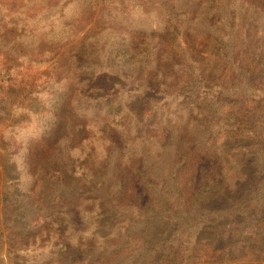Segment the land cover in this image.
Here are the masks:
<instances>
[{
    "label": "trees",
    "instance_id": "16d2710c",
    "mask_svg": "<svg viewBox=\"0 0 264 264\" xmlns=\"http://www.w3.org/2000/svg\"><path fill=\"white\" fill-rule=\"evenodd\" d=\"M107 1L0 0V264H264V11L142 0L105 7L107 23L63 67L35 53ZM8 53L32 74L18 80ZM125 83L130 98L117 94ZM67 98V130L51 141ZM206 150L221 179L186 190L193 152ZM125 165L147 189L142 204Z\"/></svg>",
    "mask_w": 264,
    "mask_h": 264
},
{
    "label": "rangeland",
    "instance_id": "374dc122",
    "mask_svg": "<svg viewBox=\"0 0 264 264\" xmlns=\"http://www.w3.org/2000/svg\"><path fill=\"white\" fill-rule=\"evenodd\" d=\"M247 2L255 4V6H258L259 10L264 11V0H245ZM139 2H143L142 0H108L105 3H98L97 6L94 7H87L83 11V14L75 27L72 29L69 35L62 36L59 40H57L54 43H41L35 48V53L37 55H55L57 59L58 65L60 67L65 66L68 61L71 59V57L76 53H81L84 50L85 46V40L88 34L92 30L98 29L103 27L107 21L102 17V10L105 7H113L121 11H128L131 9V7L134 4H137ZM157 0H150L145 7L148 9L154 8L155 5H158ZM256 16V15H255ZM254 16V18H255ZM207 34H205L206 36ZM203 37L195 36V40H201ZM15 54V53H14ZM12 54L8 53V57L6 59V63L11 69L14 65H17L19 67L17 69L18 72H14L15 74H19V79L16 76H13L12 78L16 77L18 80H20L21 76H24L25 74L30 75L31 69L33 64L25 63L21 60L18 61L17 57ZM165 57V54H164ZM10 61V62H9ZM60 71V70H59ZM80 71L76 70L75 73H73V76L71 78V82L75 83L77 80L80 79L79 76ZM90 73L88 71H83V76H89ZM90 78H86V80H89ZM85 82V79H83V83ZM80 83V80H79ZM64 85V84H63ZM126 85V91L127 92H121V90L118 88V96H122L125 98H130V95H134V92H129L127 88H129V84L125 83ZM62 87V85H60ZM134 91V90H132ZM65 103L61 107V117H60V125L58 128L54 130V132L48 137L51 141H55L57 138L62 136L67 129H65V123L68 118V114L71 112L70 107V98L65 99ZM109 135L117 141L118 144H121L123 141V138L119 132L114 126H110L107 124ZM165 137L168 136L169 130H164ZM82 135H85L84 132H81L78 134V137L80 138ZM178 149L180 152L187 151V149L182 146L178 145ZM193 160L189 167L187 168L185 175L183 176V184L185 186L186 190H196L200 185L205 183L208 179H212L214 181H219L221 179V164L218 160V157L215 152L212 151H200V152H193ZM137 169L141 168V162L140 160L136 163ZM121 176L124 178L126 185L132 187L133 193L130 196V200L139 204H142L144 200L148 197L147 189L143 185V183L139 180V174L136 169H131L129 166L125 165L120 168ZM65 215L71 219V221L76 226H85L84 221L82 217L74 212L67 210L64 212ZM264 224V221H263ZM260 224V227L263 225ZM253 226V224H252ZM263 231L259 232L261 234ZM76 255V253H75ZM72 256V255H71ZM73 258L74 255L72 257ZM258 262V261H257ZM257 262L253 259H247L242 262V264H257Z\"/></svg>",
    "mask_w": 264,
    "mask_h": 264
}]
</instances>
